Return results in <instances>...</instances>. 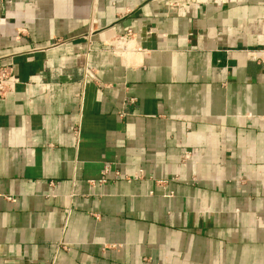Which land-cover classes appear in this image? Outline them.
<instances>
[{"label": "crops", "instance_id": "obj_1", "mask_svg": "<svg viewBox=\"0 0 264 264\" xmlns=\"http://www.w3.org/2000/svg\"><path fill=\"white\" fill-rule=\"evenodd\" d=\"M0 67V264H264V0H0Z\"/></svg>", "mask_w": 264, "mask_h": 264}, {"label": "built area", "instance_id": "obj_2", "mask_svg": "<svg viewBox=\"0 0 264 264\" xmlns=\"http://www.w3.org/2000/svg\"><path fill=\"white\" fill-rule=\"evenodd\" d=\"M132 31L128 30L125 35L120 36L118 39L111 44H105L104 46L109 47L111 49H119V50H134L135 42L132 39ZM58 45L63 44L62 41L57 42ZM86 75L90 79H94V75L91 71L86 70ZM15 82V77L10 72L9 68L0 67V98L5 97V95L12 91L13 85Z\"/></svg>", "mask_w": 264, "mask_h": 264}, {"label": "rangeland", "instance_id": "obj_3", "mask_svg": "<svg viewBox=\"0 0 264 264\" xmlns=\"http://www.w3.org/2000/svg\"><path fill=\"white\" fill-rule=\"evenodd\" d=\"M213 1V0H212ZM218 1V0H217ZM226 1V0H225Z\"/></svg>", "mask_w": 264, "mask_h": 264}]
</instances>
